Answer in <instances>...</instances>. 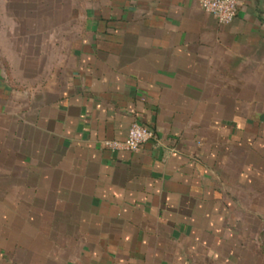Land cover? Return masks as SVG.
Returning <instances> with one entry per match:
<instances>
[{
	"label": "crops",
	"instance_id": "crops-1",
	"mask_svg": "<svg viewBox=\"0 0 264 264\" xmlns=\"http://www.w3.org/2000/svg\"><path fill=\"white\" fill-rule=\"evenodd\" d=\"M96 1L68 64L21 67L19 89L0 68L4 232L14 225L19 264H187L214 217L203 204L221 102L250 101L241 77L264 74V0H237L228 25L198 0ZM134 124L154 134L140 151L102 147Z\"/></svg>",
	"mask_w": 264,
	"mask_h": 264
},
{
	"label": "rangeland",
	"instance_id": "rangeland-1",
	"mask_svg": "<svg viewBox=\"0 0 264 264\" xmlns=\"http://www.w3.org/2000/svg\"><path fill=\"white\" fill-rule=\"evenodd\" d=\"M100 4L96 0H0V68L13 79L14 87H20L21 67L42 66L48 73L58 60L62 66L68 64V53L76 42L93 33L90 22L100 19ZM241 78L250 80L253 89L236 92V97L246 93L250 101L221 102V139L215 142L218 159L207 168L205 178L213 184L214 199H209L212 193L207 191L203 204L207 215L210 211L214 217L204 219L203 253L189 255L187 264H264V74ZM207 142L208 152L211 143ZM53 221V225L69 227L67 220L43 222L52 227L49 222ZM0 222V264H19V236L14 235V225L10 223L4 232L5 220ZM28 222L34 230L30 237L35 238L39 220ZM45 236L58 243L78 242L80 237Z\"/></svg>",
	"mask_w": 264,
	"mask_h": 264
},
{
	"label": "built area",
	"instance_id": "built-area-1",
	"mask_svg": "<svg viewBox=\"0 0 264 264\" xmlns=\"http://www.w3.org/2000/svg\"><path fill=\"white\" fill-rule=\"evenodd\" d=\"M205 13L213 15L220 25L233 22L237 14V0H198ZM154 139V134L148 128L134 124L123 140L106 141L102 147L110 152H138L148 142Z\"/></svg>",
	"mask_w": 264,
	"mask_h": 264
}]
</instances>
